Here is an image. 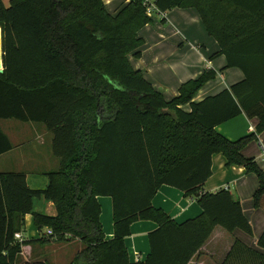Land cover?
<instances>
[{"label": "trees", "instance_id": "trees-1", "mask_svg": "<svg viewBox=\"0 0 264 264\" xmlns=\"http://www.w3.org/2000/svg\"><path fill=\"white\" fill-rule=\"evenodd\" d=\"M128 1L112 15L102 0H10L9 6L0 0V120L44 124L61 161L42 189H32L24 173L0 172V264H20L28 245L74 240L82 248L70 264H134L126 239L137 221L155 222L158 229L149 234L147 260L135 264H190L217 227L253 234L229 190L206 193L205 186L213 156L222 154L228 167L256 175L253 199L264 210V171L243 155L264 132V0H150L162 21L173 9L195 8L227 68L244 74L200 102L194 97L215 79L214 71L185 83L168 102L133 69L129 56L140 57L144 45L138 33L153 18L146 0ZM187 104L188 112L182 109ZM242 114L258 120L255 133L230 141L216 132ZM13 149L0 130V156ZM164 185L196 199L203 214L178 224L155 208ZM98 197L112 199V240L103 231ZM36 199L53 203L57 214L35 212ZM27 215L41 237L17 242ZM258 246L264 249V233ZM250 261L264 264V254L236 239L220 264Z\"/></svg>", "mask_w": 264, "mask_h": 264}, {"label": "crops", "instance_id": "crops-1", "mask_svg": "<svg viewBox=\"0 0 264 264\" xmlns=\"http://www.w3.org/2000/svg\"><path fill=\"white\" fill-rule=\"evenodd\" d=\"M102 1L106 11L112 15H116L129 3L128 0ZM152 18L153 21L138 33V36L144 41V45L139 50L141 56L135 57L134 54H131L129 61L133 69L142 72L145 79L168 102L179 96V91L185 83L199 79L208 71H214L216 77L195 95V102L203 101L207 97L215 96L230 89L234 84L244 79L241 70L227 68L226 58L218 55L220 46L217 40L209 35L199 12L195 8L173 9L165 14L164 21L156 16ZM182 109L188 112L190 105H183ZM4 121L17 120L1 119L0 123ZM257 124V119H249L245 114H242L216 127V132L230 141H237L255 133ZM0 130L8 136L15 147L9 153L0 156V172L8 173L14 172L12 171L14 169H20L21 171L18 170V172L26 174L28 185L32 189L34 188L33 185H30L32 177L43 179L41 183H38L33 178L36 187L37 184H41L42 188L47 186L49 180L46 174L59 170L61 165L60 159L53 154L52 143H50L54 157L52 161L56 164L52 167H45L46 164L42 163L46 168L43 169L36 163V152L29 149L28 146L26 150L24 147L17 148L15 145L21 141H14L6 131L1 128ZM243 155L248 159H254L264 171V132L258 137V140L251 142L244 149ZM47 159L49 162V155ZM226 162V158L222 154L213 156L212 176L206 183L205 192L216 193L227 187L233 198L241 203L244 214L252 225L253 234L249 235L241 230H236L234 235H230L222 228L217 227L190 264H220L236 239L256 252L264 254V249L258 246V241L264 233V210L256 208L253 199L259 186L258 179L256 175L248 173L244 167L237 165L228 167ZM98 202L101 207L100 220L104 234L107 240H112L115 237L112 199L110 197H98ZM42 203L44 200H34V210L46 214L42 211V206L45 205ZM47 204L54 205L51 202H47ZM153 206L166 212L178 224L197 219L203 214L196 199L186 197L182 191L167 185L159 189L153 199ZM54 210L56 211V208ZM56 214L57 211L49 216ZM156 229H158V225L152 221H137L132 224L131 235L126 239V248L131 263L135 264L147 260L151 253L149 234ZM23 235L27 241H36L41 237L40 232L35 227L32 215H27L25 218ZM81 248L79 240L69 243L52 242L28 245L23 247L20 264H70ZM62 254L63 259L61 258ZM233 264L252 263L250 261L233 262Z\"/></svg>", "mask_w": 264, "mask_h": 264}, {"label": "rangeland", "instance_id": "rangeland-1", "mask_svg": "<svg viewBox=\"0 0 264 264\" xmlns=\"http://www.w3.org/2000/svg\"><path fill=\"white\" fill-rule=\"evenodd\" d=\"M4 3L6 4V6H9L10 0H4ZM1 29V27H0ZM1 41H2V36H1ZM1 48H2V42H1ZM0 128L4 131H6L10 137L12 139H14V141L16 140H20L21 142L16 144L15 146L17 148L20 147H24V149L26 150L27 146L29 147V149H31L32 151L36 152L35 155V160L37 165L40 168L46 169L45 167L51 166L56 164L54 163V161H52L54 159L51 149H50V143H52L53 140V135L48 132L46 130V127L41 124V123H23L20 121H4L0 123ZM44 146V147H40V146ZM15 148V147H14ZM49 155V162H48V157ZM29 159V158H28ZM30 160H32V158L30 157ZM51 160V161H50ZM42 163H45L46 166L44 167L42 165ZM22 166V164H21ZM53 169V168H51ZM21 171L20 169H14L12 171L18 172ZM31 178L30 180V185H33L34 188L33 189H41L43 186H41V184H37V187L34 184V180L38 183H41L43 181L42 178ZM32 186V187H33ZM46 187V186H45ZM44 187V188H45ZM45 204L42 209V211H44V213H48V215L51 214H55L56 211L55 209V205H48L47 202L44 201ZM60 257V256H58ZM61 258L63 259V254L61 255ZM23 260V259H21ZM22 262V261H21Z\"/></svg>", "mask_w": 264, "mask_h": 264}, {"label": "built area", "instance_id": "built-area-1", "mask_svg": "<svg viewBox=\"0 0 264 264\" xmlns=\"http://www.w3.org/2000/svg\"><path fill=\"white\" fill-rule=\"evenodd\" d=\"M145 5L147 6V14L149 17H153L156 13H158L157 8L152 1L146 0ZM161 16L163 17L164 15H161ZM225 189L228 190L227 187ZM52 235H53V232L51 230H47L46 236L51 237ZM15 240L17 242H23L25 240L23 232H19L15 234Z\"/></svg>", "mask_w": 264, "mask_h": 264}, {"label": "water", "instance_id": "water-1", "mask_svg": "<svg viewBox=\"0 0 264 264\" xmlns=\"http://www.w3.org/2000/svg\"><path fill=\"white\" fill-rule=\"evenodd\" d=\"M1 36H2V31H1ZM4 73V65H3V52L1 48V64H0V74Z\"/></svg>", "mask_w": 264, "mask_h": 264}, {"label": "bare ground", "instance_id": "bare-ground-1", "mask_svg": "<svg viewBox=\"0 0 264 264\" xmlns=\"http://www.w3.org/2000/svg\"><path fill=\"white\" fill-rule=\"evenodd\" d=\"M1 29H0V64H1Z\"/></svg>", "mask_w": 264, "mask_h": 264}]
</instances>
